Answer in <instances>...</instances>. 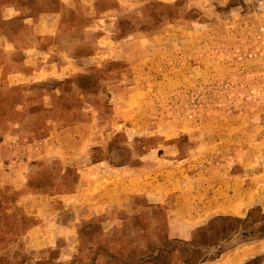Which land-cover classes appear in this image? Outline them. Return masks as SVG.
Returning a JSON list of instances; mask_svg holds the SVG:
<instances>
[{
    "label": "rangeland",
    "instance_id": "obj_1",
    "mask_svg": "<svg viewBox=\"0 0 264 264\" xmlns=\"http://www.w3.org/2000/svg\"><path fill=\"white\" fill-rule=\"evenodd\" d=\"M57 12L58 33L36 41L37 19ZM0 32L17 41L18 55H0L9 68L33 42L78 68L0 84V130L18 134L0 143L79 126L71 143L82 150L66 165L36 155L22 188L0 184V264H226L239 247L237 263L264 264L260 205L208 218L187 241L168 230L182 179L200 195L229 191L234 177L249 201L261 179L264 190V0H0ZM99 161L151 180L158 200L95 208L78 190Z\"/></svg>",
    "mask_w": 264,
    "mask_h": 264
},
{
    "label": "crops",
    "instance_id": "obj_2",
    "mask_svg": "<svg viewBox=\"0 0 264 264\" xmlns=\"http://www.w3.org/2000/svg\"><path fill=\"white\" fill-rule=\"evenodd\" d=\"M61 7L70 8L81 3H86L88 0H59ZM5 11L4 19L10 20L14 16ZM62 12L49 13L42 15L37 19L35 26V35L33 37L37 41L39 37H54L58 31L62 21ZM65 52V51H64ZM59 54V56H57ZM63 54V55H62ZM0 55L8 56L18 55L17 41H13L12 37H7L0 32ZM54 56L56 57L54 59ZM58 57V58H57ZM69 55L56 51L54 46L41 47L37 42L31 45H25L19 54L20 63L15 68H9L8 65L0 61V84L5 82L13 86H22L27 83L42 84L49 80H63L67 78L74 69L73 63L69 61ZM79 126L65 127L58 131L49 129L44 132L38 139L21 142H8L4 140L0 143V184L11 185L15 188H22L26 180V171L29 170L30 162L34 156L44 159L46 157L60 158L68 164L72 161H77V154L82 151L80 148L74 149L76 143L81 140L75 138L80 136L75 133V129ZM6 136H15L18 139V134L14 129L7 131L0 130ZM69 138L67 141L66 139ZM65 139V140H64ZM64 140V141H63ZM95 167V168H93ZM90 172L83 174V178L79 184V193L84 199L94 200L95 208L109 207L118 205L123 198L131 195L141 196L149 202L158 200L152 192L151 180H142L135 171L129 169H115L108 167L103 162H98L92 165ZM92 174V175H90ZM94 176L95 181L87 182L86 176ZM117 176L122 177L121 181L117 180ZM262 180V179H261ZM261 180L257 181L256 187L252 191H256L255 198L249 201V193L247 186L244 187L240 179L231 178V183L228 185L229 191L223 188V185L214 187L211 193L185 192L183 179L179 182L183 183V188L178 190L175 195V203H173L172 216H169L168 230L169 237L187 241L191 237L193 230L201 226L206 219L214 216H233L243 217L246 211L253 205L264 207L263 187ZM121 184V186H119ZM62 199H65L63 197ZM161 199V198H159ZM164 199V198H163ZM159 203V202H156ZM33 229V232L40 231L43 224L40 223ZM51 243H49V246ZM242 247L234 250L228 257L226 264H243V261L237 263L238 254H241ZM252 251V250H251ZM254 255L255 252H252Z\"/></svg>",
    "mask_w": 264,
    "mask_h": 264
},
{
    "label": "trees",
    "instance_id": "obj_3",
    "mask_svg": "<svg viewBox=\"0 0 264 264\" xmlns=\"http://www.w3.org/2000/svg\"><path fill=\"white\" fill-rule=\"evenodd\" d=\"M185 264H196V263L195 262H185Z\"/></svg>",
    "mask_w": 264,
    "mask_h": 264
}]
</instances>
